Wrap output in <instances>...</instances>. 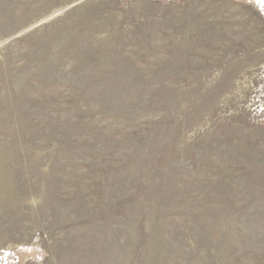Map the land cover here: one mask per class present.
Instances as JSON below:
<instances>
[{"label": "rangeland", "instance_id": "obj_1", "mask_svg": "<svg viewBox=\"0 0 264 264\" xmlns=\"http://www.w3.org/2000/svg\"><path fill=\"white\" fill-rule=\"evenodd\" d=\"M264 0H0V264H264Z\"/></svg>", "mask_w": 264, "mask_h": 264}, {"label": "snow or ice", "instance_id": "obj_2", "mask_svg": "<svg viewBox=\"0 0 264 264\" xmlns=\"http://www.w3.org/2000/svg\"><path fill=\"white\" fill-rule=\"evenodd\" d=\"M261 7H264V4H261Z\"/></svg>", "mask_w": 264, "mask_h": 264}]
</instances>
